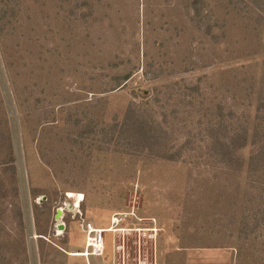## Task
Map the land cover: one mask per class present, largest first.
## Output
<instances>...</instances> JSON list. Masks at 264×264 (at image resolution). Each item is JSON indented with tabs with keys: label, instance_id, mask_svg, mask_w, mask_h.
Listing matches in <instances>:
<instances>
[{
	"label": "rangeland",
	"instance_id": "rangeland-1",
	"mask_svg": "<svg viewBox=\"0 0 264 264\" xmlns=\"http://www.w3.org/2000/svg\"><path fill=\"white\" fill-rule=\"evenodd\" d=\"M259 104L264 139V0H0V264H264Z\"/></svg>",
	"mask_w": 264,
	"mask_h": 264
},
{
	"label": "trees",
	"instance_id": "trees-1",
	"mask_svg": "<svg viewBox=\"0 0 264 264\" xmlns=\"http://www.w3.org/2000/svg\"><path fill=\"white\" fill-rule=\"evenodd\" d=\"M134 103L131 102V106H133ZM263 105L259 104V106L256 108V116L255 118L258 120V123L256 125V127H254V129L252 130L251 133V144L254 146L252 149L251 154L248 157V161H247V172H250L251 174H257L262 171H264V139H262L260 133V129L259 126H261V123L263 124V120H262V108ZM132 107H130L131 109ZM223 110L221 108V112L219 114H217L218 117V122L220 121V119L223 118ZM230 116V122H231V126L233 128L236 127V124L234 122L233 119V114L228 115ZM218 122L212 126L209 130H211V137H210V144H209V150L211 152H209V156L213 157L217 160V162L226 167L229 168H233L234 170L236 169H240L241 163L238 161V159H240V157L238 156V150H240L241 148H243L246 143H247V137H248V133H249V128L246 127V125L240 127L239 129H235L232 131V133L228 134V137H226V139L220 137V130L217 131L215 130V127L217 126ZM260 123V124H259ZM243 125V124H242ZM220 128V127H219ZM221 129V128H220ZM208 130V131H209ZM213 130V131H212ZM175 145L178 147L177 144L175 143H167L164 144V151L166 152L164 153V156H166L167 159H177L180 156V149H175L174 147ZM183 146H187L186 143H183L180 147L182 148ZM212 146V147H210ZM215 150L213 151L212 150ZM237 162V165H236ZM262 162V163H261ZM239 167V168H238ZM261 189H264V187H261ZM245 220V219H244Z\"/></svg>",
	"mask_w": 264,
	"mask_h": 264
},
{
	"label": "built area",
	"instance_id": "built-area-1",
	"mask_svg": "<svg viewBox=\"0 0 264 264\" xmlns=\"http://www.w3.org/2000/svg\"><path fill=\"white\" fill-rule=\"evenodd\" d=\"M81 227L85 235L83 253H88L84 257L101 256L104 252V232L91 222L81 223Z\"/></svg>",
	"mask_w": 264,
	"mask_h": 264
},
{
	"label": "bare ground",
	"instance_id": "bare-ground-1",
	"mask_svg": "<svg viewBox=\"0 0 264 264\" xmlns=\"http://www.w3.org/2000/svg\"><path fill=\"white\" fill-rule=\"evenodd\" d=\"M67 197H69V198H71V199H74V200H77L76 202H78L80 199H81V195L79 194V193H77V192H69L68 191V194H67ZM74 203V202H73ZM75 204V203H74ZM60 214H61V212H60ZM57 228L58 229H63V228H59L58 227V225H64L62 222H61V218H58L57 220ZM118 222V220L117 219H115L114 217H113V219L111 220V224H110V226H109V228H104V229H101L100 227H98L99 229H101V231L102 232H104V233H107V232H110V231H112V232H115V231H118V229H112V228H116L115 226H116V223ZM121 230V229H120ZM119 230V231H120ZM111 232V233H112ZM84 251V250H83ZM83 251H81V252H72L71 253V255H73V256H84L85 254H88V253H83ZM89 257V256H88Z\"/></svg>",
	"mask_w": 264,
	"mask_h": 264
},
{
	"label": "water",
	"instance_id": "water-1",
	"mask_svg": "<svg viewBox=\"0 0 264 264\" xmlns=\"http://www.w3.org/2000/svg\"><path fill=\"white\" fill-rule=\"evenodd\" d=\"M61 210H57V214L55 216L56 219L59 218ZM59 228H64V225H58Z\"/></svg>",
	"mask_w": 264,
	"mask_h": 264
},
{
	"label": "crops",
	"instance_id": "crops-1",
	"mask_svg": "<svg viewBox=\"0 0 264 264\" xmlns=\"http://www.w3.org/2000/svg\"><path fill=\"white\" fill-rule=\"evenodd\" d=\"M87 264H91V263L87 260Z\"/></svg>",
	"mask_w": 264,
	"mask_h": 264
}]
</instances>
